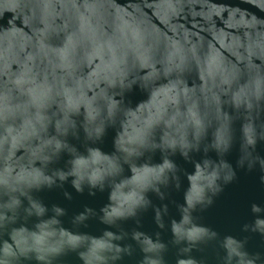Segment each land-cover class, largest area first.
Masks as SVG:
<instances>
[{
    "label": "water",
    "instance_id": "95a60500",
    "mask_svg": "<svg viewBox=\"0 0 264 264\" xmlns=\"http://www.w3.org/2000/svg\"><path fill=\"white\" fill-rule=\"evenodd\" d=\"M133 81L117 109L115 86ZM257 134L264 0H0V264H264V229L252 230L264 212L251 211L264 208V170L248 167L264 159V140L247 143ZM89 147L112 159L70 168ZM167 158L179 170L163 198L149 190L136 207ZM204 158L235 177L193 209L188 175ZM189 229L202 238L186 240Z\"/></svg>",
    "mask_w": 264,
    "mask_h": 264
},
{
    "label": "clouds",
    "instance_id": "9594fccd",
    "mask_svg": "<svg viewBox=\"0 0 264 264\" xmlns=\"http://www.w3.org/2000/svg\"><path fill=\"white\" fill-rule=\"evenodd\" d=\"M134 84H139V83L136 81H133L132 83L127 84L123 88H121L119 85L115 86L117 94L112 96V100L116 103L117 109H119L121 107V102H120V100L117 99V96L121 95L124 90L130 89ZM128 110L131 111V109H128ZM251 123H252L253 129L256 130L255 120L253 119V121ZM107 125H109V124L106 123L104 125V127L101 129L99 135H97V137H96V140H98L102 137V135L105 132V128ZM75 129H76V125L74 128H70L67 132H65L64 138L67 135H69L70 133L74 132ZM85 135L87 136L86 132H85ZM258 139L264 140V138L259 137L258 134L255 138H249L247 140V143L249 144V147L251 149H253V150L255 149V145H256ZM63 143H67L66 139H64ZM230 146H229V148H230ZM228 149H226V151H228ZM213 150H215V149H213ZM171 151H172V154L176 153L174 147ZM188 151L189 152H192V151L198 152V151H201V148L199 146H197L195 149L189 148ZM180 154L184 158L187 155V153H185L183 151H181ZM205 155H206V153H205ZM111 159H112V154L111 155L105 154L99 148L89 147L86 149V154H80L78 156H72L70 168H79L85 164H88L90 166V168L99 169L101 167L102 161L111 160ZM244 163L245 162H242L241 160L238 161V164L240 166H243ZM255 163H259L261 169L264 170V159L260 158L257 155V156H255V158L253 159L251 164H248V163L247 164H248V167L251 168ZM224 164H226L228 167L231 168V166L227 162L224 161ZM122 167H123V165H121V168ZM159 167H160V171H159L158 176L154 180L149 181L150 185L154 184L155 187H148L143 192L140 193L139 201H137L136 207H140L141 202H146V205L144 208H146L150 204V201L146 198V195H145V193L149 190L156 192L158 195L161 196V198H163V193L160 192V188H161V186L166 187L169 184V182L171 181L170 175L168 177V180L164 179L165 174L171 173L173 170H177V171L179 170L177 165L169 158L163 160ZM60 171H63V170H60ZM234 177H235V172L232 169L231 175H228V176H225L222 178L220 175V172H219V165H218L217 161H214L210 158L202 159L200 162H197L194 165V172L192 174L188 175L189 188H188V191L185 193V197H184L185 204L190 205L194 209L196 204L203 203L206 199L207 204L211 205L213 203L212 197L222 191V187H221V184L219 183V181H221L223 179L224 183H228V182L232 181L234 179ZM68 178H69L68 175L63 176L62 178L58 177V179H62V183L64 181H66ZM74 179H75V177H72V180H74ZM261 180H262V182H264V177H261ZM72 186L75 187V184L73 183ZM89 186L92 188L96 187V185L91 183V182H89ZM51 187H52V185H49V188H51ZM83 190H84V186L82 184L77 189V192H83ZM191 192H195L196 197H197L195 200L189 199V193H191ZM209 193H210V195H209ZM65 196H66V198H69V199L71 198L70 194H68V193H65ZM21 197L27 199L23 195H20V194L16 195V200L18 201V204L16 206L17 212L20 209V207L22 206ZM4 202L7 203V199H5ZM28 207H30V205H28ZM40 208L42 210V214L47 212V207L43 203H41ZM251 211L254 214H259L261 212H264V208H261L257 204H252L251 205ZM157 213H159V215H160L159 210H157L156 214ZM3 214H4L5 218H7L8 216L12 215V210L11 209L4 210ZM120 218L121 217H118V219H120ZM174 223H176V222H174ZM159 226L162 227L163 225L159 223ZM193 227H194L196 232H200L203 234H206L209 231V229H207L205 227H201V226H193ZM248 227H249L248 225H245L244 226L245 230H248ZM261 229H264V219L258 217L254 221V224L252 226V230L259 232ZM172 232H173V235H175V227L172 228ZM188 232H189V235L185 239L188 240L189 242L195 243L197 239L202 238V237L195 236L193 233V229H189ZM212 233H213V235H216V233H214V232H212ZM262 234H264V233H262ZM110 237H111L110 243L112 244L113 247L122 248V246L119 243H117V241L122 239L121 236H119L113 232H110ZM226 239H233V238L228 237ZM25 258H28V257H25ZM233 258L237 259L236 257H233ZM117 259H119V257ZM177 264H196V261L192 258L180 259L177 262Z\"/></svg>",
    "mask_w": 264,
    "mask_h": 264
}]
</instances>
